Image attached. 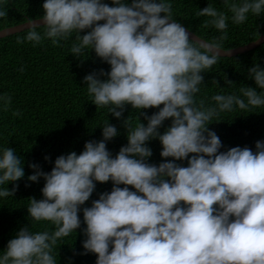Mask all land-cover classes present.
I'll list each match as a JSON object with an SVG mask.
<instances>
[{
	"label": "clouds",
	"instance_id": "clouds-1",
	"mask_svg": "<svg viewBox=\"0 0 264 264\" xmlns=\"http://www.w3.org/2000/svg\"><path fill=\"white\" fill-rule=\"evenodd\" d=\"M111 5L104 0H45L43 16L29 19L26 35L16 43L35 47L50 40L61 47L74 35L73 56L81 59L90 49L110 66L109 72L84 78L97 109L106 107L117 119L128 105L136 111L159 110L151 116L141 112L146 126L138 117L123 121L127 144L115 157L107 143L118 131L107 121L102 140L86 142L79 155L59 156L51 172L30 164L34 174L28 180L45 181L43 198L28 200L31 228H21L9 240L0 264H57L58 241L81 227V206L97 183L109 181L111 191L83 208V254H94L96 264H264V141L256 142L255 152L239 146L221 151L222 142L209 128L221 113L264 108V69L254 65L248 70L256 88L222 91L211 96L212 103L198 100L202 73L226 52L221 43L228 39L226 12L209 4L196 13L207 18L204 28L221 33L207 41L173 19L168 0H111ZM224 7L232 23L240 25L250 14L264 13V0H224ZM5 16L6 8L0 7V18ZM0 102L7 112L12 97L4 94ZM167 120L171 124L161 134ZM156 139L164 159L158 166L148 163L153 153L147 143ZM177 161H187V166ZM24 176L15 150L0 149V197L14 196L18 185L11 191L3 186ZM41 222L53 227L32 231Z\"/></svg>",
	"mask_w": 264,
	"mask_h": 264
},
{
	"label": "trees",
	"instance_id": "trees-1",
	"mask_svg": "<svg viewBox=\"0 0 264 264\" xmlns=\"http://www.w3.org/2000/svg\"><path fill=\"white\" fill-rule=\"evenodd\" d=\"M45 0H0V7L7 10V16L0 18V30L18 25L29 19L43 16L42 5ZM111 5V0H104ZM130 4L131 0H127ZM172 4L173 19L198 37L211 41L221 35L214 28H204L206 17H197L196 13L209 4L229 16L228 39L222 41V49H232L256 40L264 34V13L259 17L249 15L248 20L240 25L231 21V13L224 7V0H168ZM239 2V0H236ZM39 31H42L40 29ZM86 34L82 32L81 35ZM26 32L0 39V96L8 94L12 97L11 108L5 112L0 102V149L10 147L22 158L25 176L6 187L11 191L16 187L14 196L0 197V254L6 251L10 239L23 227L31 228V219L27 212L30 198L40 200L45 181L30 182L28 176L34 174L29 167L37 164L45 173L51 172L56 158L76 152L79 155L89 141L102 140V126L107 121L117 128L118 135L107 143V149L115 157L120 148L127 144V132L123 121L129 116L138 117L147 125L141 115L146 112L151 116L159 109L136 111L126 106L123 116L115 118L108 109L98 108L88 96L84 83L86 75L101 70L110 71V66L96 57L89 49L81 59L70 52L74 35L69 41H62L61 47H54L50 40L33 46L30 42L17 44V37ZM254 65L264 69V43L252 51L226 58L220 57L218 63L208 72L202 73L203 85L197 99L212 103L210 98L222 91L226 94L237 92L240 87L256 88L253 79L249 78L248 70ZM24 71L21 72L20 69ZM106 79V77H102ZM225 79L233 82L228 86ZM217 81V84L212 81ZM223 88V89H222ZM259 92L260 90L257 89ZM162 107V105H161ZM19 110L21 115L14 117L12 112ZM133 119V126L137 123ZM209 125L222 142L221 151L232 147H248L255 152L257 141H264V108L248 111L236 108L232 112H224L214 118ZM171 120L164 122L160 133L170 126ZM147 146L152 150L148 163L159 165L164 162L160 153L162 145L159 140H151ZM48 157V160H45ZM171 159V158H169ZM187 166V161H177ZM111 181L96 184V189L85 205L81 206L79 217L81 227L70 236L58 241L55 252L57 264H96L94 254H83L82 243L85 240L83 208L91 207L99 195L110 192ZM123 187V185H121ZM134 190V189H132ZM53 226L46 222L32 225V231H43Z\"/></svg>",
	"mask_w": 264,
	"mask_h": 264
},
{
	"label": "water",
	"instance_id": "water-1",
	"mask_svg": "<svg viewBox=\"0 0 264 264\" xmlns=\"http://www.w3.org/2000/svg\"><path fill=\"white\" fill-rule=\"evenodd\" d=\"M33 21L36 22L37 19H33ZM26 23H27V21L24 22V23L18 24V25H14V26H11V27H7V28H4V29H1L0 30V39L5 38V37L10 36V35H14V34L20 33L22 31L26 30L27 26H24V24H26ZM188 31L192 34V36H197L196 34L191 32L190 30H188ZM198 38L202 39L200 37H198ZM263 43H264V34L260 35L256 40H254L252 42H249V43H247V44H245L243 46L235 47V48H232V49H222V50H225L226 52L222 53L221 57H226V58L234 57V56H237V55L252 51L255 48H257L260 45H262Z\"/></svg>",
	"mask_w": 264,
	"mask_h": 264
}]
</instances>
